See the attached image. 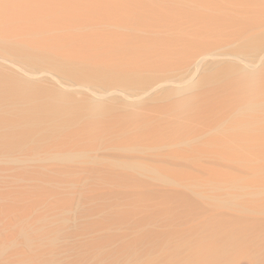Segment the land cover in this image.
<instances>
[{
    "label": "rangeland",
    "instance_id": "rangeland-1",
    "mask_svg": "<svg viewBox=\"0 0 264 264\" xmlns=\"http://www.w3.org/2000/svg\"><path fill=\"white\" fill-rule=\"evenodd\" d=\"M137 1L142 2L141 7L166 4L165 0ZM175 1L169 4L180 12L183 27L174 31L164 29L148 6L147 17L154 25L151 29L138 24L133 27L129 22L118 26L99 21L81 28L57 26L54 21L72 8L70 0H0V79L32 83L36 93L42 91L38 97L32 93L20 94V98L0 87L4 90L0 92V140L12 141L0 143V264H93L96 250L136 246L140 185L155 182L158 169L264 165V93L257 95L251 90L252 77L264 76V40L247 43L244 31L232 20L236 15L237 21L238 17L259 16L256 8L214 0L222 6L220 14L229 19L226 30L220 34L213 30L198 48L174 54L171 64L132 63L134 74L109 66L127 74L124 78L109 76L92 60L74 61L73 67L68 54L63 53L67 47L52 44L73 38L96 50L110 46L122 63L127 50L109 34L189 39L192 32L186 9L190 8L186 7L203 16L212 13L193 3ZM32 2L54 11L62 7L55 14L35 17L25 11ZM15 11L26 16L13 18ZM30 23L40 29L26 30L24 25ZM261 28L263 23L254 27ZM99 34L106 37L100 39ZM35 44H52V49L48 48L52 51L37 49ZM223 67L227 72L220 74L224 77L218 73ZM203 97L205 105L211 98L207 104L211 107L217 97L215 101L225 107L208 117L204 123L210 125L202 130L199 122L189 123L197 114L201 118L198 102L204 101ZM97 103L105 104L103 113L90 108ZM62 111L66 118L76 116L66 120L72 122L64 124L65 128L61 122L64 115L56 117ZM13 127L18 134L32 130L23 132L26 137L22 133L18 139L16 135L18 141L10 140L15 132L9 139L4 137ZM144 131H155L161 142L139 139Z\"/></svg>",
    "mask_w": 264,
    "mask_h": 264
},
{
    "label": "bare ground",
    "instance_id": "bare-ground-1",
    "mask_svg": "<svg viewBox=\"0 0 264 264\" xmlns=\"http://www.w3.org/2000/svg\"><path fill=\"white\" fill-rule=\"evenodd\" d=\"M113 1L114 0H70V8L72 6L71 9L74 12L71 13V9H67V11L60 18L55 17L56 20L54 21L56 22L57 26L62 27H91V25L98 23L96 21H99L101 23L110 22L111 24H117L118 26H124V24L127 25V22H129L132 23H128L129 25L138 24L139 27L151 29L154 27V25L148 20L147 12L152 11L153 14L155 13V15L158 17L157 19H159V23L164 29L175 31L180 29V27H183L180 25L183 23V18L180 15L178 9L173 6L174 0L173 2L172 0H165L164 2L166 4L150 6L151 8L147 5L149 7V11H147V6H144V4L142 8L140 6L141 4L139 5V3L142 2L138 3L137 0H115V4H113ZM228 1L231 4L237 6L244 5L245 7H253L254 9H257V11L260 13L259 16H250L248 18L238 17V20L240 21H237L236 15L232 20L241 27V30L244 31L243 36L247 43L256 44L264 40V28L258 30L254 29V27L260 23H263L264 27V0ZM171 2L173 5L169 4ZM178 2L193 3L199 7L211 11L212 13L203 16L198 13V10H195L190 6L186 7L190 8L189 10L186 9L187 14L189 15L188 17L190 18L189 21L191 23L190 27L192 32V38L189 39L176 40L168 35L161 38L138 39L132 36L119 35L115 33L109 34L108 36L111 40H114L120 46L124 47L125 50H127V58L122 60V63L119 62L115 51L110 46H107L102 50H96L91 45L76 43L73 38H68L63 42L57 41L58 43L52 44H59L63 48L67 47L65 48L66 51L63 53H65V55L68 54L67 56H69V58L67 59L70 60L68 61L70 64L74 61L84 63V61L92 60L101 65V69L107 72L109 76H112L113 78H122L127 74L113 71L109 67L110 65L119 66V69L123 68V70L129 71L130 73L128 74H134L131 71V66H133L132 63L145 65L156 64L155 66L158 64H171L174 61V54H180L184 52L188 53L189 50L198 48V46H200V42H206L210 38V35H212L211 32L213 30H215L216 33L219 32L220 34V32L226 30L229 25V19L225 15L223 16L222 13L220 14L222 10V6L220 7L221 4L219 5L214 0H178ZM23 7L21 8L23 9ZM61 7L62 6L58 7L57 9ZM27 8L28 9L25 11L29 10L30 14L34 15L35 17H38L39 15L46 16L49 12L55 14V11L57 10L56 9L54 11V8H48L46 5L40 2H32V4H27ZM24 9H26V7ZM28 12L27 14H29ZM68 12L69 14L71 13V17H69L70 15ZM128 12L131 13V17L133 16L132 21L128 17L129 15H126L129 14ZM22 13L23 12L18 13L15 11V16H13V18L19 17ZM24 15L26 16V13L22 14L20 19H24ZM1 20L3 21L2 16H0V23H3ZM133 27H135V25H133ZM24 28L31 32H35V30L40 29L39 25L37 26L32 23L24 25ZM98 36L100 39L106 37L105 35L101 34ZM52 44L35 45L37 49L52 51L49 50L52 49ZM39 53L42 55L48 54L44 51H39ZM39 53L36 55L39 56ZM48 57H50V55H48ZM74 64L75 63L72 65L73 67ZM126 64L130 67L126 66ZM229 68L227 70H229ZM81 71H83V68ZM218 71H220L218 72L219 74L223 72L224 75L226 70H224L223 67V69H218ZM230 72L231 71H228V73ZM256 77H252L251 90L253 89L252 91H254L257 95H261L264 93V76L259 75V77ZM33 85L34 84L32 83L22 84L20 82H12L9 80L0 79L1 89L6 90H1L0 92L3 93L4 91L9 93L11 91L12 93H18L19 95H31L32 93H36L37 90L36 85ZM225 85H227V83ZM38 92L39 91H37V93ZM18 94H12L11 96L14 95L15 97H18ZM42 94L39 96L42 97ZM21 95L20 98H22ZM36 96L38 97V94ZM227 98L228 97L225 99ZM61 99L65 100L66 97L62 96ZM205 99L206 98H204V101L201 100L202 102L199 99H195L200 101L197 102L199 103L198 110L200 111L199 115H201V118H198L197 114L195 115L196 119L191 120L190 118L191 121L189 123L193 126L196 122H199V124L202 125H199L200 129L202 130L203 128L205 129V127H209L210 125L209 123V125L205 124L208 121V117L217 113L221 107H225L224 105H220L224 103L218 104L219 101H215L218 99L217 97H215V100L212 99L215 102L213 101V104L211 103V107L207 105L209 99L211 98L207 99L208 101L206 105L204 104ZM222 100L223 99H221V101ZM187 102L189 103L190 101ZM197 102H195V104ZM259 103L262 105V102ZM104 105L97 103L96 105L94 104L93 107V104H91L90 108H94V110L91 109V111L96 110V112L98 111L99 113H103L106 109ZM225 105L228 104L226 103ZM255 105L256 102L252 105H249V107H253ZM182 106L181 108L183 109L184 107ZM185 106L186 108L188 107V105ZM257 106L259 105L257 104ZM35 107L37 108V104ZM90 108L88 109L90 110ZM41 109L43 110L44 108ZM47 109L49 111V108ZM82 109L81 112L77 113L79 117L82 116ZM226 109L228 110L227 107ZM64 113L66 114V112L62 111L60 112L59 116L56 115V117L59 118L63 117L64 115V117L61 119V122L64 121V123H62L63 126L64 124L66 125L72 122L74 117L76 118V116H68L69 118H66ZM45 114L47 113L45 112ZM67 119L68 121L69 119L72 120H70L68 123H65L67 122ZM205 120L206 122L204 123ZM58 121L60 122V120ZM149 121L150 120L148 119V122ZM59 122L57 123L59 124ZM8 123L9 122H7V124ZM11 123L8 125H12ZM57 123L56 125H58ZM58 126H60V124ZM32 127H37V125ZM31 130V128L28 129L30 132ZM24 131L26 132L27 129L23 130V132ZM28 131L27 133H29ZM155 131L147 133L144 131V133L140 134L141 136L138 138L147 140V142L151 143L161 142L158 138H155ZM17 132H19V130L14 128L10 131L9 135H5L4 137L9 139L11 138V135L13 136L15 134V138L13 136V139L11 138L10 140H15L17 136L19 139V135L23 132H20V134ZM22 136L26 137L24 133ZM20 138H22L21 135ZM6 140L7 139H5V141ZM1 141L5 143L3 140H0V143H2ZM8 141L7 143L12 142ZM154 174L155 182H143L140 185L138 195V244L136 246H120L113 250H96L93 264H264V165L233 166L229 168L176 167L171 169H158L154 171Z\"/></svg>",
    "mask_w": 264,
    "mask_h": 264
}]
</instances>
